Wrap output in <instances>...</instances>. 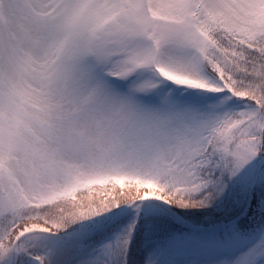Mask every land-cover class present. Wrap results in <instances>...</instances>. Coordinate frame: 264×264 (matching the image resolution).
Listing matches in <instances>:
<instances>
[{
	"label": "rangeland",
	"instance_id": "374dc122",
	"mask_svg": "<svg viewBox=\"0 0 264 264\" xmlns=\"http://www.w3.org/2000/svg\"><path fill=\"white\" fill-rule=\"evenodd\" d=\"M213 36L264 49V0H0V251L13 229L11 240L45 230L19 227L23 207L94 186L196 199L208 224L239 215L264 157V82L234 77ZM179 69L199 83L174 80ZM224 175L229 184L209 195ZM256 187L255 218L264 163ZM143 208L68 264L104 263ZM109 218L91 217L76 235ZM233 233L222 250L169 239L143 264H264V227L250 241ZM43 241L28 237L22 264L43 259Z\"/></svg>",
	"mask_w": 264,
	"mask_h": 264
},
{
	"label": "trees",
	"instance_id": "16d2710c",
	"mask_svg": "<svg viewBox=\"0 0 264 264\" xmlns=\"http://www.w3.org/2000/svg\"><path fill=\"white\" fill-rule=\"evenodd\" d=\"M213 40L219 47L226 48L227 67L234 77L247 82H264V49L259 50L248 45H242L224 37L213 36ZM213 140L214 137H211L209 144L212 145ZM262 147H264V141ZM221 180L218 186L209 190V195L215 196L222 185L229 184L226 175ZM140 192L143 191L131 187L129 183H125L122 187L116 184L94 186L91 191L78 192L73 200H61L49 205L23 207L19 227L33 222L44 226L53 233L85 237L76 235V232L81 230L82 224L89 221L91 217L99 215L112 217L123 211L130 203L142 197L139 195ZM262 195L263 191L255 190L251 199V207L244 216L240 217L231 226V230L244 240L255 237L264 224L263 212L257 218L252 216V205L256 204L258 198ZM166 199L172 209L179 213L189 224L196 227L217 225V223L208 224L205 221L204 208L197 203L196 199L174 196H166ZM143 206L147 208L137 215L135 223L129 229L131 231L129 237L120 238L113 249V253L102 264H143L144 256L148 251L165 248L169 239L173 238L177 242H181L192 238L193 242H210L214 238L223 237V232L226 230H217L209 236H203V232L188 228L186 224L180 222L157 202L137 203L131 211L137 207H140L138 210L144 209ZM129 212L117 220L105 234L91 240L77 241L40 233L35 234V238L44 239L43 242L37 244L45 243L48 239V245L42 248V254L45 255L42 264H68L72 258L90 250L103 237L123 227L128 219ZM15 230L13 229L12 234L10 233L11 238ZM145 231L149 233L146 234ZM11 238H9V243L12 241ZM143 239H145V242H143ZM26 240L28 238L17 245L19 250L17 264H22L21 257L24 254L23 247L26 246L24 242ZM3 251L8 254V246L2 249L1 253Z\"/></svg>",
	"mask_w": 264,
	"mask_h": 264
},
{
	"label": "water",
	"instance_id": "95a60500",
	"mask_svg": "<svg viewBox=\"0 0 264 264\" xmlns=\"http://www.w3.org/2000/svg\"><path fill=\"white\" fill-rule=\"evenodd\" d=\"M264 161V159H261V160H259L258 161V163L256 164V166H255V168H254V172H253V176H252V179H251V183H250V189H249V194H248V200H247V203H246V206H245V208H244V210L247 208V204L249 203V200H250V198H251V194H252V191H253V189H254V185H255V178H256V173H257V171H258V168H259V166L262 164V162ZM145 199H143V198H141V199H139V200H136L135 202H137V201H144ZM134 202V203H135ZM160 203H161V201H159ZM162 204H163V202H162ZM132 205V204H131ZM130 205V206H131ZM166 207H168L167 206V204H164ZM169 210L179 219V220H181V221H184L183 220V218L177 213V212H175L174 210H171L170 208H169ZM123 213V212H122ZM122 213H120L119 215H117L116 217H114L111 221H109L108 223H106L100 230H99V232L98 233H100V232H102V231H104L108 226H109V224H111L112 222H114ZM189 227H191V228H195V227H193V226H191V225H189V224H187ZM221 226H223V225H220V226H213V227H211V228H219V227H221ZM195 229H198V230H201L202 228H195ZM30 232H35V233H37V232H45L43 229H35V230H33V231H30ZM29 232V233H30ZM56 236H63V235H61V234H57Z\"/></svg>",
	"mask_w": 264,
	"mask_h": 264
},
{
	"label": "bare ground",
	"instance_id": "6f19581e",
	"mask_svg": "<svg viewBox=\"0 0 264 264\" xmlns=\"http://www.w3.org/2000/svg\"><path fill=\"white\" fill-rule=\"evenodd\" d=\"M194 74L195 73H194L193 70L179 69L178 73H176V75L173 76V79L174 80H181V79L182 80H186V82L189 83V84H193L194 82L199 83V81H196V79H197L196 77L197 76L194 75ZM45 187H47V186L45 185ZM24 192H25V190H24ZM26 194H28V193H26Z\"/></svg>",
	"mask_w": 264,
	"mask_h": 264
}]
</instances>
